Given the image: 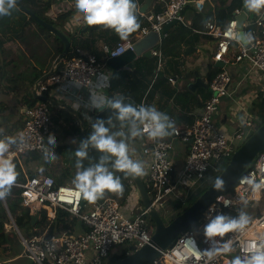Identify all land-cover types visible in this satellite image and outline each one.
<instances>
[{
    "label": "built area",
    "instance_id": "2783aa9c",
    "mask_svg": "<svg viewBox=\"0 0 264 264\" xmlns=\"http://www.w3.org/2000/svg\"><path fill=\"white\" fill-rule=\"evenodd\" d=\"M156 1L163 4V9L156 13L151 10L142 13L148 24L142 27L140 37L151 31L160 32L173 20H177L178 24L188 25L184 10L190 0ZM195 5L202 11L205 1L196 0ZM242 11L243 8H236L226 24L220 25L212 20L206 23L204 31L196 32L211 36L215 40L217 46L213 55L214 62H245L249 72L255 74L247 76L257 81L264 90V10L253 22L254 27L249 33L254 39L249 47L236 39V17ZM247 26L248 21L245 23L246 28ZM135 43L136 40L128 38L115 46L104 44L101 51L107 58H116L133 49ZM70 54L65 59L63 68L40 86L41 92L46 91L49 84H61L64 81L91 87L94 78L102 70L103 62L97 54H84L80 48ZM151 56L158 61L152 79L153 85L164 71L166 60L161 48H153ZM168 80L175 83L173 76H169ZM232 81L233 77L224 65L209 82V97L204 102L202 115L193 125L174 127L171 137L162 140H151L147 134L143 136L140 142V160L145 164L147 180L153 188L152 192H155L153 206L156 207L169 195L181 198L182 192L184 195L181 199L185 201L191 188L205 179L211 170H218L238 149L237 141L243 140L244 133L237 130L230 136L219 130L215 123L221 99L229 95ZM140 104L146 105V99L138 105ZM244 126L253 130L256 126L254 116L249 115ZM50 133L55 135L57 142L59 137L51 126L48 105L38 103L27 108L26 119L17 139L18 144L10 147L7 158L14 161L32 151L43 152ZM21 135L24 138L23 143L19 142ZM177 141L188 144L187 155L181 167H178L175 158ZM201 168H204L203 172ZM14 186L23 189L22 205L29 208L32 214L39 213L41 218L44 213L47 221L51 222L63 209L85 225V230L77 233L62 231L50 235V226H46L42 233L32 236L20 233V240L25 246L23 254L35 264H105L117 254L126 253L128 256L152 243L150 225L146 218L149 209L142 207L137 216L131 217L123 212L121 204L113 198L97 200L89 207V202L83 203L82 196L77 194L73 184L58 185L53 176L44 173L27 177L24 182H16ZM132 189L127 206L134 209L139 203L140 194L138 195L133 186ZM225 199L231 202L230 207H224ZM261 202H264V150L251 164L247 173L229 191L216 197L196 223L179 235L168 248L160 250L159 258L152 264H232L229 261L230 254L236 253V256L241 257L250 255L264 241V206H261ZM209 208L231 216H236L240 209L247 214L253 211L252 216L248 214L251 220L242 232L228 233L223 239L216 238L220 241L216 246L222 247L224 241L231 240L232 248L230 252L221 253L212 260L201 254L212 246L203 235V225L207 223L205 214ZM11 218L13 220L12 216ZM196 248L200 251H196Z\"/></svg>",
    "mask_w": 264,
    "mask_h": 264
},
{
    "label": "crops",
    "instance_id": "0c3cea01",
    "mask_svg": "<svg viewBox=\"0 0 264 264\" xmlns=\"http://www.w3.org/2000/svg\"><path fill=\"white\" fill-rule=\"evenodd\" d=\"M61 1L60 6L56 8L53 7L55 4L52 3L48 16L54 18L60 12L71 10L73 14L65 23V29L67 31L76 33L77 40H75L73 44L74 48L71 49V52L75 51V48H80L84 54H102L103 58L99 60L103 62V67L94 78L91 87H83L80 84L71 81H64L61 84H49V89H47L48 94L46 95L47 97L56 102H60L62 105L66 104L71 106L82 115L86 123L91 122L94 118L103 113L110 115L111 110L106 107L103 110L91 108L90 104L94 99L99 101L103 98L124 96L126 98V103L139 98L141 99L139 103H141L143 99H146V106H154L157 110L163 112L170 118L172 128L170 129V135L165 138L171 137V130L174 127L191 126L197 121L202 114L204 102L209 97L208 74L212 68L216 67V62L213 61V55L217 44L211 36L193 32V34L186 35L184 40H179L173 43L170 46V48L173 47L171 52H169L168 55H164L166 60L164 71L152 85L151 78L153 79V76L155 75V70L153 71L152 67L148 68L147 65L146 67L139 65V68L142 69V73H138L136 70L138 66L135 62L141 56L128 66L121 69L117 70L110 67L107 64V61L110 58L106 57L101 51V48L104 44L115 46L118 42L123 40H121L117 34L110 29L108 31L102 29L91 31L86 29L87 25L75 10L74 0ZM146 1L147 0H135L137 4L136 14L138 19H142V26L135 33L131 34L129 38H133L136 42L144 37H140L141 30L142 27L148 24L147 19H145L141 12ZM195 1L196 0H190L189 9L186 10L184 14L189 25L193 22L195 12H200L195 5ZM204 1L208 5L207 8L211 6L213 12H217L215 7L216 0ZM158 5L161 6L162 10L163 4L154 0L150 9L152 13H156L155 9ZM150 10L148 12H150ZM29 19L30 15L24 12L18 4L17 7L12 10L11 15L0 17L1 37L13 36L24 30L22 38L9 42L3 48L4 59L11 62V64L6 67V73L8 78L13 82L6 85L0 84V139L5 137H15L18 139L20 130L26 119V109L31 107L26 102L27 98L29 95H32L34 98L39 99L37 94H43L40 90V86L47 81V79L42 81L43 76L50 71L56 59L61 53H63L61 49L62 44H58L55 39V41H51L52 38L48 35H43L39 26L34 24L30 25L28 23ZM176 28H178V25L171 28L166 36L173 33ZM39 36H42L43 38H39ZM163 40L156 48L161 46ZM88 45H90L91 48L88 47ZM148 58L151 61L156 59L155 57L153 59L152 57ZM224 65L232 75L233 81L230 85L229 95L225 96L226 98H223L224 100L222 99L221 101L217 124L220 118L221 123L218 126L220 130L233 136L237 130H251V128L244 126V122L249 115L254 116V122L255 124L257 123V115L252 112L251 109L255 106L254 104L257 100L258 93L262 90V87L257 81H254V79L247 76L255 74L249 72L248 65L245 62L227 63ZM122 75H127L130 79L127 78L124 80L121 78ZM169 76L174 77V84L169 82ZM132 78L139 81H144L145 79L148 87H146V91L141 95V88L138 82H136L134 90L128 89V84ZM198 78L201 80L200 85L190 88V85L196 84ZM38 81L41 83L38 88V93H36V83ZM204 85H207V88H205ZM170 91H175V94L172 96L169 95ZM179 95H182L184 100L180 98ZM135 96L139 98H136ZM38 103L45 102L39 99V102L36 104ZM51 105L69 112L63 106L59 107L57 105ZM74 106H79L82 109L75 108ZM69 113L72 114L71 112ZM76 119L81 124V121L77 117ZM114 123L117 122L114 120ZM55 132L59 137L57 128ZM143 138L144 137L135 138L129 142L130 154L134 160H140L141 158L139 157L141 155L140 142ZM60 141L62 140L58 138L57 142L60 143ZM14 146L15 145H12L11 147ZM187 151L188 144L182 143V145H180L179 141L176 142L175 158L178 167H181L184 163ZM19 161L22 162V158ZM53 174L56 173L54 172ZM27 177L29 176H26V178ZM2 201L8 210L6 199L3 198ZM127 205L128 203L124 206L121 205L123 212L131 217H135V209H131ZM9 215H11L10 212ZM38 220H40V217ZM12 223L15 226L19 237H21L20 233L25 235L24 232L19 229L14 219ZM76 225L77 226L74 225L76 229H79V231L76 230L77 232L85 230V227L80 223ZM10 260L12 261L13 259Z\"/></svg>",
    "mask_w": 264,
    "mask_h": 264
},
{
    "label": "clouds",
    "instance_id": "9594fccd",
    "mask_svg": "<svg viewBox=\"0 0 264 264\" xmlns=\"http://www.w3.org/2000/svg\"><path fill=\"white\" fill-rule=\"evenodd\" d=\"M74 6L87 26H103L114 31L121 40H127L140 28L135 0H74ZM16 7L17 0H0V17L11 15ZM244 7L249 12L259 14L264 10V0H244ZM236 39L251 43L254 37L251 33L243 35L237 33ZM125 99L124 96H113L91 101V108L103 110L106 107L112 110L118 127L114 123L113 116L106 120L95 119L91 125V133L80 141L75 151L77 171L72 183L77 194L88 202L101 199L106 192L122 193L123 184L116 172L123 173L126 178L146 175L144 162L134 160L130 154V140L141 138L145 134L151 140H162L170 135L172 123L168 116L154 106L134 105L126 103ZM23 140L21 135L19 142L23 143ZM16 144L18 140L15 137L0 139V199L9 194L17 181L16 166L6 156L10 147ZM55 146L56 137L50 133L47 137V146L43 148L44 159L47 162H54L57 159ZM90 148L100 155L98 160L90 161L85 167L84 161L90 159ZM200 170L203 172L204 168ZM255 187L259 188L260 185ZM213 188L223 192L224 181L217 177ZM230 203L227 199L223 200L224 207H230ZM205 218L207 223L203 225V235L206 242L212 246L203 250L201 254L208 260L231 251L232 241H224L222 247H218L216 245H219L220 241L216 240L217 237L223 239L228 233L242 232L251 220L243 209L238 210L236 216H231L217 212L215 208H209ZM195 250L200 251L198 248ZM232 264H264V241L250 255L236 256Z\"/></svg>",
    "mask_w": 264,
    "mask_h": 264
},
{
    "label": "trees",
    "instance_id": "16d2710c",
    "mask_svg": "<svg viewBox=\"0 0 264 264\" xmlns=\"http://www.w3.org/2000/svg\"><path fill=\"white\" fill-rule=\"evenodd\" d=\"M54 2V0H47V1H43V0H17V4L20 6V8L28 13L30 15V19L28 21V23L34 24L39 26V29L41 31V33L43 35H48L49 34H54L52 33L49 29H46L44 27H41L36 18H40L42 20H45L47 22H49L50 24H52L53 26L57 27L59 30H61L63 33H65L69 40L71 41L72 44H74L76 39V33H71L69 31H67L65 29V23L69 20V18L72 16V11H66V12H60L56 17L52 18L48 16V12L51 8L52 3ZM243 3L244 0H216V9L217 12H213V8L210 6L207 8V4L205 3L204 9L200 12H195L194 17H193V22L189 25H184L182 23L178 24V28H176V30H174L173 33L169 34L166 36V38L163 40L161 46L159 48H161L163 50L164 55H168L169 52H171L172 48H170V46L179 41V40H184V37L186 35H190L193 34V32L196 31H204L206 28V23L212 20H216L220 25L226 24L233 16V11L236 8H242L243 7ZM189 9V5L186 7V9L184 10V14L185 11ZM156 12L161 10V6L158 5V7L156 6ZM254 14V15H253ZM258 14L255 12H252L251 16L248 19V26L246 28V31L249 33L251 32V30L253 29V22L254 20L257 18ZM185 17V15H184ZM139 23H140V27L142 26V19H138ZM28 24V25H29ZM86 29H89L91 31H98L100 29L102 30H106L108 31L109 29H105L103 26H87ZM139 30V29H138ZM135 33V32H134ZM24 35V30H22L20 33L15 34L13 36H8V37H1L0 36V84L1 85H6L11 81L6 73V67L9 66L11 64V62L9 60H5L4 59V46L6 44H8L9 42H13L16 41L17 39L22 38ZM55 35V34H54ZM55 39L60 41L62 44V51H67L68 53V57L71 56V48L66 49L64 44L62 43V40L55 35ZM88 47L91 48L90 45H88ZM98 58L101 60L103 58L102 54L97 55ZM153 59V58H152ZM137 67V72L138 73H142V69L139 68V65L148 66V68L152 67V70H155V63H156V59L153 61H151L148 57L146 56H141L140 58L137 59V61L135 62ZM64 63H61L59 65L58 68V72L63 68ZM220 68H212L211 71L208 74V78H209V82L214 78V76L217 74L218 71H220ZM130 76V75H129ZM132 77V76H130ZM136 79H138L136 76H134ZM122 79L126 80L127 75H122L121 76ZM135 78H132V80H130V83L128 84L129 86V90H134V86L136 84V82H138V84L140 85V95L146 91L145 89H147V83L144 81H139L136 80ZM130 79V78H129ZM8 86V85H7ZM49 89V87H48ZM137 91V90H136ZM48 94V91H43V96H46ZM175 91H170L169 95H174ZM136 97V96H135ZM180 98L183 99L182 95L180 96ZM139 98V97H136ZM139 100V101H138ZM140 98L128 103H132L134 105H138L140 102ZM184 100V99H183ZM29 106H34L37 102H39V99L34 98L32 95H29V97L27 98V101ZM44 102V101H43ZM46 105H48L49 109H50V113H51V126L56 130L57 129H61L62 130V135L61 136V140L60 143L56 142V146L54 148V151L57 155V159L63 158L65 165L60 168L59 172L57 174H53L49 171V165L50 162H47L44 159V155L43 152H39V151H32L29 152L28 154L24 155L22 157V162L19 161V159H14L13 163L16 166V171L18 173L17 176V181L16 182H24L26 180V175H28L29 177L32 176H37L39 174H47V175H51L56 179L57 184L59 185H64V184H69L72 183L73 178L76 174V157H75V151L77 150V148L79 147V143L82 139V130H81V124L80 122L76 119V117L72 114H70L69 112L65 111L64 109L58 108V107H54L52 106L50 103H46ZM260 104V109L258 110L257 113V123L255 126V130L257 131L261 125L264 123V90H260L257 96V100L255 102L254 105ZM255 110V109H254ZM109 113V112H108ZM113 116L112 110L110 111V115L103 113L100 116L94 118L91 122H87V129H86V136H88L91 131H92V123L95 119H107L108 117ZM113 120H115L114 116H113ZM117 122V121H116ZM117 127H118V122L116 123ZM115 130V129H114ZM254 134V131L251 132V134H246L245 137L243 138V140H241V145L244 143V141L249 138L250 136H252ZM130 142V141H129ZM240 146V145H239ZM100 153H98L96 150L94 149H89V160H85L84 161V166L87 167L91 162H95L96 160H98ZM41 161V163L36 166V162ZM226 164V163H225ZM223 164L222 168H225L228 163L225 165ZM36 166V168H35ZM33 167V168H32ZM46 169V173L44 171H41L40 169ZM48 170V171H47ZM116 175L120 176L121 178V182L123 184V191L122 193H111V192H106L105 195L98 200H103L107 197H112L116 200L119 201V203L121 205H126V203L128 202V197L131 195L132 193V185H135L132 177H125L123 173L120 172H116ZM144 180L145 185L147 186V189L149 191L150 194V198L151 201L153 202L154 196H155V192L153 190V188H151L150 182L147 180L146 176H142L141 177ZM204 180V179H203ZM197 183L196 185L200 184L201 182ZM215 180L212 179L211 184L213 183V181ZM195 185V186H196ZM194 186V187H195ZM193 187V188H194ZM230 190V189H229ZM228 190V191H229ZM23 189L20 187H16L13 185V187L11 188L9 194L5 197L6 199V203L8 205V210L6 209V207L3 204L2 199H0V248L4 247L5 248V254L4 256H2L1 252H0V257H4V258H8V259H14L15 257H17L18 255H13L14 253V249H13V244L15 239L18 237L17 232L14 229L11 230H7L6 225L10 223V217H9V212L10 214L15 218L16 224L19 227V229L23 232L24 227H31V229L28 232V236H32L35 234H40L44 231V229L46 228V226H50V235L54 234L55 232H62V231H68L70 233H77V231H79V229H76L75 226H77L76 224L80 223L81 225H83V227H85L84 223L81 222L78 218L72 217L71 214L66 211L61 209L58 213V216L56 217V219H54L51 222L47 221V217L44 214V216H42V218L40 220L37 221L36 225L33 226L32 225V213L31 210L29 208H26L22 205V194ZM153 195V197H152ZM141 200V199H140ZM194 199L191 200V194H190V199L189 201L187 200V203H182L181 204H187V207L182 208V205L178 204V208L180 209L178 214H181L183 211H185L188 206H190L191 204L194 203ZM150 213H148L146 215L147 220L149 221V225H150V231L151 234L153 235L154 230H155V222L154 220H152L149 217ZM75 225V226H74ZM77 230V231H76ZM127 257L126 253H122V254H117L116 256H114L110 261L109 264H113L118 262L119 260L123 259ZM2 264H7V262H4Z\"/></svg>",
    "mask_w": 264,
    "mask_h": 264
},
{
    "label": "water",
    "instance_id": "95a60500",
    "mask_svg": "<svg viewBox=\"0 0 264 264\" xmlns=\"http://www.w3.org/2000/svg\"><path fill=\"white\" fill-rule=\"evenodd\" d=\"M154 0H147L141 9L142 13L148 12L153 4ZM243 11L237 15V29L238 33L241 35L246 34L245 23L248 21L252 12H249L244 7L243 3ZM38 24L41 27L49 29L52 33L58 36L62 43L64 44L66 49L71 48V41L68 36L59 30L57 27L53 26L49 22L42 20L40 18H36ZM178 25L177 20H173L170 23L166 24L160 32L151 31L146 36L137 41L133 47V49L126 51L124 54L116 57L110 58L107 61V64L114 69H121L123 67L128 66L130 63L135 61L138 57L142 55H146L148 57L151 56V50L158 45H160L161 41L165 38L166 34L170 31L171 28ZM242 44L247 47L250 46L249 43H245L241 41ZM68 53L64 51L59 55L54 64L52 65L50 71L46 73L42 81L48 79L51 75H53L59 68V65L64 62ZM224 63L216 62V68H223ZM40 81L36 83V93H38V88L40 85ZM201 80L198 78L196 84L190 85V88H194L195 86H199ZM207 88V85H204ZM37 97L44 102L51 103L53 105H57L59 107L63 106L66 110L74 114L81 121L82 128V139H85L87 124L82 115L71 106L66 104H61L60 102H56L50 99L47 96H43L42 94H37ZM203 113V111H202ZM202 115V114H201ZM264 150V123L261 127L249 138H247L244 143L239 146V148L234 152L230 162L225 167V169L218 176L224 181V191L218 192L213 188L214 182L208 187V189L193 203L191 204L185 211L181 214L177 215L170 222H165L164 219L161 218L159 214L154 216L155 222V230L152 235V243L151 245H147L144 248H141L131 255L119 260L113 264H151L155 260H157L160 256V250L168 248L174 241L188 230L194 223H196L204 211L208 208V206L221 194H224L226 191L231 189L237 181L242 178L249 167L257 158V156ZM133 181L138 189L140 194V199L143 203L144 208L149 209V213L152 214L155 206L150 198L149 191L147 186L144 183V180L141 177L133 178ZM88 201L83 199V203H87ZM39 219V213L32 215V225L35 226Z\"/></svg>",
    "mask_w": 264,
    "mask_h": 264
},
{
    "label": "rangeland",
    "instance_id": "374dc122",
    "mask_svg": "<svg viewBox=\"0 0 264 264\" xmlns=\"http://www.w3.org/2000/svg\"><path fill=\"white\" fill-rule=\"evenodd\" d=\"M55 2H53V4H55L53 7L54 8H56V7H59L60 6V4H61V2L62 1H60V2H58V1H56V0H54ZM59 4V5H58ZM254 15V14H253ZM41 35V34H40ZM49 36L52 38L51 39V41L52 40H54L55 39V35L54 34H49ZM39 38H43L42 36H39ZM44 40V39H43ZM56 40V39H55ZM54 40V41H55ZM56 42L58 43V44H61L60 43V41H58V40H56ZM72 48H74V45L72 44ZM76 49V48H75ZM146 56V55H145ZM146 57H148V56H146ZM150 57H152V56H150ZM152 58H154V57H152ZM157 66H158V62H157V60H156V68H155V72H156V69H157ZM155 74V73H154ZM151 80H152V78H151ZM258 87V86H257ZM259 88V87H258ZM15 94V93H14ZM12 96H15V95H12ZM223 98H226L225 96L224 97H222V99ZM222 99H221V101H222ZM224 100V99H223ZM71 101V100H70ZM72 102V101H71ZM73 104V103H72ZM220 105H221V103H220ZM219 105V108H221V106ZM75 107V106H74ZM77 108H80V109H82L81 107H79V106H76ZM75 107V108H76ZM219 108H218V111H217V113H216V115H215V123L217 124V119H218V112H219ZM255 109V110H254ZM260 109V104H257V105H255L252 109H251V111L252 112H254L256 115H257V113H258V110ZM13 110V109H12ZM221 123V121H220V118H219V121H218V124L216 125L217 126V128L220 130V128L218 127L219 126V124ZM245 135L246 134H251V132H253L254 131V133L256 132V130H255V128H253V130H248V129H246V130H244V129H242L241 130ZM58 133H59V139H61V136H63L62 135V130L61 129H58ZM180 145H182V143L180 142ZM239 145H241V141H239L238 143H237V146H239ZM140 155V154H139ZM138 155V156H139ZM139 157H141V155L139 156ZM231 160V159H230ZM230 160H225L222 164H221V166L219 167V169L218 170H211V172L207 175V177L203 180V182H201L200 184H198V185H196L194 188H191V190H190V192H189V194L187 195V197H186V200L185 201H183L182 202V196L184 195V192H182L181 193V198H180V196H173V195H169V196H167V197H165L164 198V200H162L160 203H158L157 204V206L155 207V209H154V211H153V213L152 214H150L149 215V217L152 219V220H154V216L156 215V214H159L160 216H161V218L162 219H164L165 220V222H170V221H172L173 220V218H175L176 216H177V214H178V212H179V206H178V204L180 205L181 203L180 202H182V203H187V200L189 201V199H190V194H191V200L192 199H194L195 201L208 189V187L211 185V182H212V179H214L215 178V180H216V178L221 174V172L225 169V168H222V166H223V164H227V163H229L230 162ZM41 163V161H39V162H36V166H38L39 164ZM225 164V165H226ZM65 165V162H64V159L63 158H60V159H58V160H55L54 162H50V165H49V170L50 171H48V172H51V173H58L59 172V170H60V168H62L63 166ZM36 166H35V168H36ZM224 167V166H223ZM33 168V167H32ZM41 171H44L45 173H46V169H44V168H42V169H40ZM26 176H28V175H26ZM144 176H146V175H144ZM214 180V181H215ZM213 181V182H214ZM73 184V183H72ZM133 186V188H134V190L138 193V195H139V192H138V190H137V188H136V186L135 185H132ZM152 197H153V195H152ZM194 201V202H195ZM128 203V202H127ZM91 204H92V202H89L88 203V205H89V207L91 206ZM182 205V208H184V207H187L186 205L187 204H181ZM178 206V207H177ZM255 206H257V205H255ZM254 206V207H255ZM261 206L263 207L264 206V202H261ZM89 207H87V209L89 208ZM142 207H144L143 206V203H142V201L139 199V204H137V205H135L134 206V209H135V214H134V216H137L139 213H140V210H141V208ZM189 207V206H188ZM7 209V208H6ZM238 213V212H237ZM248 214L250 215V216H252L251 214H253V211H250V212H248ZM42 216H44V213H42V215H41V218H42ZM9 217H10V223L9 224H7L6 225V228H7V230L9 231V230H11V229H14L15 231H16V229H15V226L13 225V223H12V218H11V215H9ZM40 218V219H41ZM13 219H14V221H15V218L13 217ZM23 229V232H24V234L25 235H29L28 234V232H29V230L31 229V227H24V228H22ZM13 249H14V253H13V255H18L17 257H15L12 261H10V259H8V258H4V257H0V264H2V263H4V262H8L7 264H35L31 259H29L27 256H25L24 254H23V252H24V249H25V246H24V244L21 242V240H20V237L18 236L16 239H15V241H14V244H13ZM0 252H1V254H2V256H4V254H5V248L4 247H2V248H0ZM21 254V255H20ZM234 257H235V255L234 256H232L231 257V262H232V260L234 259ZM109 261H110V259L109 260H107L106 262H105V264H109Z\"/></svg>",
    "mask_w": 264,
    "mask_h": 264
},
{
    "label": "bare ground",
    "instance_id": "6f19581e",
    "mask_svg": "<svg viewBox=\"0 0 264 264\" xmlns=\"http://www.w3.org/2000/svg\"><path fill=\"white\" fill-rule=\"evenodd\" d=\"M234 255L236 256V253H232V254H230V256H229V257H230V258H229V261L231 260V257L234 256ZM231 263H232V262H231Z\"/></svg>",
    "mask_w": 264,
    "mask_h": 264
}]
</instances>
